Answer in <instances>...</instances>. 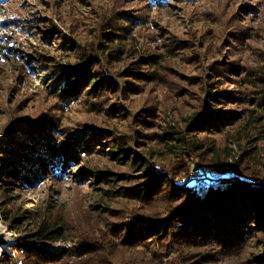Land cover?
<instances>
[{
  "label": "rangeland",
  "instance_id": "obj_1",
  "mask_svg": "<svg viewBox=\"0 0 264 264\" xmlns=\"http://www.w3.org/2000/svg\"><path fill=\"white\" fill-rule=\"evenodd\" d=\"M109 32L119 36L109 38ZM146 57L159 65L150 67ZM72 68L98 73L113 88L107 86L101 99L90 98L89 88L75 98L61 97V75ZM259 81H264V0H178L163 8L148 0H10L0 10V221L9 236L0 247V264L4 256L29 263L15 247L32 241L49 216L63 218L69 231L67 240L44 244L52 254L81 244L95 248L83 261L72 255L60 264H255V249L225 254L221 250L229 243L217 240L218 234L208 247L189 252L183 247L184 257L177 259L158 258L153 244L133 249L121 240L140 219L160 220L178 206L166 200L162 188L159 197L147 196L143 185L150 170L198 190L217 187L226 175L209 167L216 147L226 169L248 177L261 172L264 120L250 123L262 113ZM216 87L228 97L213 100ZM206 108L225 117L242 115L244 121L216 122L199 134L208 148L203 162L172 155L157 137L187 132ZM29 143L38 145V157L44 147L69 156L64 174L51 168L39 182L43 170ZM115 147L139 156L140 166L118 163L108 154ZM255 147L259 160L247 161ZM13 163L23 178L3 175L16 174ZM100 174L106 177L93 180ZM105 178L114 183L104 184Z\"/></svg>",
  "mask_w": 264,
  "mask_h": 264
},
{
  "label": "trees",
  "instance_id": "obj_2",
  "mask_svg": "<svg viewBox=\"0 0 264 264\" xmlns=\"http://www.w3.org/2000/svg\"><path fill=\"white\" fill-rule=\"evenodd\" d=\"M9 1L0 0V10ZM176 1L178 0H148L149 4L155 8L170 6L172 2ZM3 26L4 28H8L7 24ZM105 35L109 38L119 36L117 33L112 32L105 33ZM155 59V57H146L143 60L148 62L150 67H156L159 63ZM143 76L145 79L152 80L150 75ZM62 78H64L65 87L60 89V93H62L61 97L70 99L82 94L85 88H89L87 95L90 98L101 99L104 92L113 88L114 85L113 82L109 83L106 77L99 76L98 73L88 72L87 68L67 69L62 73ZM259 84L261 94H259L260 101L258 106L262 113L261 116L251 119L250 123L252 124H256L257 122L261 123L264 120V81H259ZM107 86L108 90L106 88ZM56 90L59 91L58 89ZM216 90L210 93L213 100L220 101L222 98L228 97V91H222L219 87H216ZM60 93L58 92L57 94ZM241 121H244L242 115L231 114L229 117H225L220 112L206 108L205 113L200 114L197 118H192L187 132H166L157 138L165 141L164 143L172 155L179 152L180 156L186 157L187 160L191 159L192 161V159H198L203 162L206 160L204 155L208 148L200 144L199 134L208 133L213 127L215 128L216 122H220L221 124V122L240 123ZM29 144L31 146L27 148H30L38 157L37 150H40L38 149V145L34 143ZM44 148V154L38 157L39 159L37 158L36 162L37 165L41 166L39 170H43V172H39L42 174H40L41 176L38 179L39 182L47 178V172L51 168L55 169L56 175L62 176L66 166L70 162L69 156L61 157L58 156L57 151L54 149ZM122 150L124 151L122 152ZM87 151L86 149L82 150L84 154ZM216 151V147L211 150L212 163H210L209 167L214 172L226 175V177L220 181L217 187L210 184L205 191L198 190L194 183L172 181L165 173L150 170L148 182L143 185L147 196H153V198L155 196L159 197L161 192L158 193L157 191L162 188L166 191V200L170 204L176 203L178 206L175 208L170 207L167 210L168 212H166V216L161 217L160 220L140 219L136 224L129 227V235H125L121 242L126 246H131L133 249L140 247L146 248L153 244L155 245L153 254L158 256V258L164 259V256L170 254L177 259L184 257L183 247L188 252L208 247L214 240L213 236L218 234L217 240L227 242V244L229 243L227 245L228 247H225L226 250H221L225 254L228 250L230 252L237 248L251 247L257 251L253 262L255 264H264V163L258 175L252 174V176L250 175L248 177L244 176L237 168L226 169L225 165L217 159L215 155ZM108 152L118 163H124L126 166L139 167L142 163V159L139 156H131L128 150L125 149L115 147ZM259 152L260 150L255 147L250 153L246 154V160H259ZM7 156L9 158L11 157V155ZM214 161L215 163H213ZM15 163H13V167L16 170V174L4 172L3 175L6 178H23L21 169L16 167L17 165ZM240 165L241 162L237 166L242 168ZM34 168L35 166L32 165L29 171L32 173ZM232 174L234 177H232ZM100 177H106V174H100L93 178V180H101ZM103 183L112 184L114 180L105 178ZM152 192H155V194H150ZM153 198L149 199L153 200ZM67 226L66 221L60 216L55 218L54 216L46 217L34 233L32 241H29L21 247H15L16 250L20 249V251L25 253V256L30 258L31 261L29 260V263L25 261L20 262L16 259L11 261L8 256H4L1 264H60L64 259L70 258L72 255L79 257L82 261L91 256L95 252V248L84 244L78 247L76 246L73 251H63L60 253L61 255L52 254L44 247V244H55L67 240V234L69 232ZM135 228L144 229L146 231L145 235H135L132 233L131 229ZM37 243L42 244L38 245ZM211 255L212 253H209L205 257L208 258Z\"/></svg>",
  "mask_w": 264,
  "mask_h": 264
},
{
  "label": "water",
  "instance_id": "obj_3",
  "mask_svg": "<svg viewBox=\"0 0 264 264\" xmlns=\"http://www.w3.org/2000/svg\"><path fill=\"white\" fill-rule=\"evenodd\" d=\"M8 245V241L6 240V235H4L0 231V247Z\"/></svg>",
  "mask_w": 264,
  "mask_h": 264
},
{
  "label": "bare ground",
  "instance_id": "obj_4",
  "mask_svg": "<svg viewBox=\"0 0 264 264\" xmlns=\"http://www.w3.org/2000/svg\"><path fill=\"white\" fill-rule=\"evenodd\" d=\"M0 231L7 236V239L9 240V236L7 235V232L5 231V227L3 226L2 222L0 221Z\"/></svg>",
  "mask_w": 264,
  "mask_h": 264
}]
</instances>
